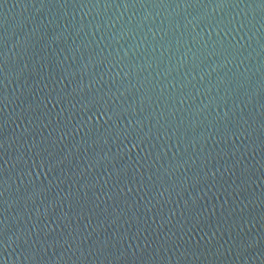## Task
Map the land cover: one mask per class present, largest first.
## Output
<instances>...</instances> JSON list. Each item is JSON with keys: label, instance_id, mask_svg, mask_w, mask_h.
I'll return each mask as SVG.
<instances>
[{"label": "water", "instance_id": "water-1", "mask_svg": "<svg viewBox=\"0 0 264 264\" xmlns=\"http://www.w3.org/2000/svg\"><path fill=\"white\" fill-rule=\"evenodd\" d=\"M0 264H264V0H0Z\"/></svg>", "mask_w": 264, "mask_h": 264}]
</instances>
